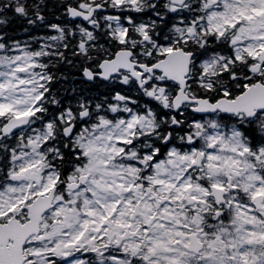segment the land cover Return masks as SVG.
I'll return each instance as SVG.
<instances>
[{
	"label": "snow or ice",
	"instance_id": "1",
	"mask_svg": "<svg viewBox=\"0 0 264 264\" xmlns=\"http://www.w3.org/2000/svg\"><path fill=\"white\" fill-rule=\"evenodd\" d=\"M0 264H264V0H0Z\"/></svg>",
	"mask_w": 264,
	"mask_h": 264
},
{
	"label": "trees",
	"instance_id": "2",
	"mask_svg": "<svg viewBox=\"0 0 264 264\" xmlns=\"http://www.w3.org/2000/svg\"><path fill=\"white\" fill-rule=\"evenodd\" d=\"M7 15L10 18V23L7 26L6 30L10 33L15 32L18 35H23L21 29L24 27V22L18 18H13L10 12L7 13Z\"/></svg>",
	"mask_w": 264,
	"mask_h": 264
}]
</instances>
